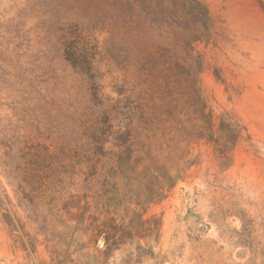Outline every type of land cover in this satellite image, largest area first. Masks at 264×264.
I'll list each match as a JSON object with an SVG mask.
<instances>
[{"label":"rangeland","instance_id":"obj_1","mask_svg":"<svg viewBox=\"0 0 264 264\" xmlns=\"http://www.w3.org/2000/svg\"><path fill=\"white\" fill-rule=\"evenodd\" d=\"M198 1L209 17L194 44L200 93L214 128L234 122L240 138L226 158L192 142L196 164L137 205V182L107 202L63 197L47 177L109 112L84 102L95 90L72 56L91 60L104 99L115 86L135 92L145 85L132 30L153 21L134 15V0H0V264H264V0ZM122 25L116 68L108 29Z\"/></svg>","mask_w":264,"mask_h":264},{"label":"trees","instance_id":"obj_2","mask_svg":"<svg viewBox=\"0 0 264 264\" xmlns=\"http://www.w3.org/2000/svg\"><path fill=\"white\" fill-rule=\"evenodd\" d=\"M170 4L174 5L170 12L161 8ZM133 5L136 17L153 21V25L132 30L137 39L132 56L139 60L144 87L129 90L124 96L115 86L117 97L104 99L101 85L94 80L91 60L70 59L95 90L83 95L84 102L104 105L106 100L109 112L105 122L92 125L91 136L81 152L54 159L52 166L57 168L47 179L62 187L63 197L69 190H84V198L92 193L99 201L109 202L137 182L145 190L135 195V203H155L196 164L189 147L192 142L211 143L219 157L226 158L240 138L234 122L222 120L214 128L200 93L202 62L194 44L207 37L209 28L208 12L202 3L134 0ZM129 31L123 25L108 29L116 68L126 54L120 35ZM75 49L74 55L81 51ZM136 172L142 180L132 177ZM40 185L46 189L45 183Z\"/></svg>","mask_w":264,"mask_h":264}]
</instances>
